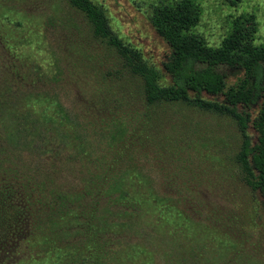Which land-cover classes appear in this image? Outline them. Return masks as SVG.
<instances>
[{
	"label": "rangeland",
	"instance_id": "1",
	"mask_svg": "<svg viewBox=\"0 0 264 264\" xmlns=\"http://www.w3.org/2000/svg\"><path fill=\"white\" fill-rule=\"evenodd\" d=\"M96 1L161 68L170 48L149 19L171 0ZM193 1L209 46L244 12L264 43V0ZM239 144L228 116L145 105L68 0H0V186L30 220L0 264H264V195L243 180Z\"/></svg>",
	"mask_w": 264,
	"mask_h": 264
},
{
	"label": "trees",
	"instance_id": "2",
	"mask_svg": "<svg viewBox=\"0 0 264 264\" xmlns=\"http://www.w3.org/2000/svg\"><path fill=\"white\" fill-rule=\"evenodd\" d=\"M236 1L230 0L231 4ZM68 3L83 15L92 36L111 48L139 80L145 105L178 102L233 119L240 134L234 160L246 185L264 195V43L254 41L253 13L235 16L220 43L212 47L195 32L200 9L193 0L154 5L149 21L170 48L160 68L115 32L101 3ZM229 75L235 76L231 82H227ZM25 208L15 191L0 186L1 253L12 249L16 253L28 240L30 220Z\"/></svg>",
	"mask_w": 264,
	"mask_h": 264
}]
</instances>
